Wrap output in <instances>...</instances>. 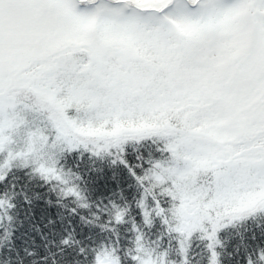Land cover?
<instances>
[{
    "label": "snow or ice",
    "instance_id": "snow-or-ice-1",
    "mask_svg": "<svg viewBox=\"0 0 264 264\" xmlns=\"http://www.w3.org/2000/svg\"><path fill=\"white\" fill-rule=\"evenodd\" d=\"M0 264H264V0H0Z\"/></svg>",
    "mask_w": 264,
    "mask_h": 264
}]
</instances>
